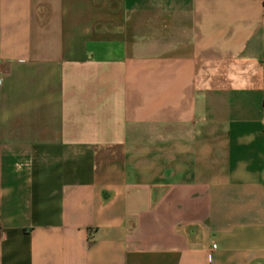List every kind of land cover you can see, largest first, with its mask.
Segmentation results:
<instances>
[{
  "label": "crops",
  "instance_id": "obj_1",
  "mask_svg": "<svg viewBox=\"0 0 264 264\" xmlns=\"http://www.w3.org/2000/svg\"><path fill=\"white\" fill-rule=\"evenodd\" d=\"M0 264H264V0H0Z\"/></svg>",
  "mask_w": 264,
  "mask_h": 264
}]
</instances>
